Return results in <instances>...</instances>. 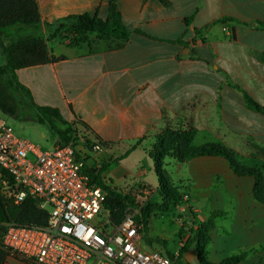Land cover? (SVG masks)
I'll list each match as a JSON object with an SVG mask.
<instances>
[{
  "label": "crops",
  "instance_id": "crops-1",
  "mask_svg": "<svg viewBox=\"0 0 264 264\" xmlns=\"http://www.w3.org/2000/svg\"><path fill=\"white\" fill-rule=\"evenodd\" d=\"M168 1L169 6L159 0L117 2L125 27L154 39L131 34L119 46L116 41L73 46L59 36L47 41L57 61L17 70L37 105L58 109L68 123L83 122L87 128L77 127L92 144L108 143L94 149L87 164L123 194L136 191L137 184L154 186L144 162H153L154 138L167 127L194 129V145L221 144L250 167L264 147V29L255 26L264 23V0ZM38 4L45 36V23L83 13L105 20L109 13V0ZM35 32L8 29L0 34L1 53L2 43ZM245 94L260 111L247 105ZM169 159L172 180L189 208L178 206L187 215L186 227L176 249L168 250L180 251L192 237L190 227L208 224V261L244 256L238 264H264V205L254 197L255 179L238 176L222 157ZM192 246L194 263L186 257ZM182 260L199 264L196 242ZM4 264L33 263L9 255Z\"/></svg>",
  "mask_w": 264,
  "mask_h": 264
},
{
  "label": "built area",
  "instance_id": "built-area-1",
  "mask_svg": "<svg viewBox=\"0 0 264 264\" xmlns=\"http://www.w3.org/2000/svg\"><path fill=\"white\" fill-rule=\"evenodd\" d=\"M86 166L93 167L74 141L43 150L0 117V195L14 205L31 198L49 213L45 226L5 224L0 245L33 264H178L180 251L170 257L147 246L139 207L115 220L108 191L92 182Z\"/></svg>",
  "mask_w": 264,
  "mask_h": 264
},
{
  "label": "trees",
  "instance_id": "trees-1",
  "mask_svg": "<svg viewBox=\"0 0 264 264\" xmlns=\"http://www.w3.org/2000/svg\"><path fill=\"white\" fill-rule=\"evenodd\" d=\"M119 0H109V13L107 18L101 19L96 13H83L77 15H68L56 20L53 23H45L44 27L47 36L41 32V14L38 0H0V34L13 27H32L36 32L2 43L1 48L6 63L0 66V81L10 89L21 93L26 97L31 106L36 111L34 120L41 124H48L49 128L58 136V144L69 143L76 132V126L81 125L87 128L83 122L69 124L56 108L39 106L32 97L30 90L21 84L17 77V70L41 65L48 62H55L58 59L51 56L48 50L47 41L63 36L69 39L73 46L88 43L92 46L99 41H116L118 46L127 41L131 34L144 35L148 38L155 37L147 34L142 29L130 31L122 22V14L118 10L117 2ZM163 5L169 6L168 0H159ZM191 16L186 20L189 21ZM259 29H264L263 22H257L255 25ZM247 105L255 110H261V107L248 95H244ZM0 110L8 115L15 116L16 110L6 100L3 89L0 88ZM195 130L173 129L167 127L163 132L154 138L153 151L149 152L153 160L154 170L159 178V189L163 197L164 209L169 210L171 206L177 207L183 203V193L180 189L172 188L171 178L167 174L165 161L167 158L178 162H185L197 157H222L230 165L231 169L238 176H251L255 179L254 197L264 205V183L261 173L254 167L242 164L232 150L218 143H208L196 146L193 143ZM98 144L107 146L108 143L97 139ZM95 145V143H94ZM264 154V147L261 148ZM84 171L89 174L92 182L108 191L107 206L114 211L115 220L121 221L128 207H139L140 213L136 219L142 224L141 233L148 247L156 249L155 243L166 246L164 240L150 236L149 221L153 208L149 205H141L135 201L130 193L123 194L116 189H112L102 179L101 172L93 167L86 166ZM161 190V191H160ZM49 220L47 210L38 209L35 201L31 198L26 199L20 205H14L5 202L0 195V235L4 232V225L7 223H16L19 226H45ZM200 224L198 229L189 228L191 238L180 250L178 264H186L182 258L189 246L196 242L197 260L199 264H214L208 261L206 257L207 247V226ZM183 230L179 233L183 236ZM157 250V249H156ZM160 251V250H158ZM161 253L170 257L174 252L164 249ZM11 255L10 251L0 245V264H4L6 258ZM244 259V256L232 257L221 264H238Z\"/></svg>",
  "mask_w": 264,
  "mask_h": 264
},
{
  "label": "rangeland",
  "instance_id": "rangeland-1",
  "mask_svg": "<svg viewBox=\"0 0 264 264\" xmlns=\"http://www.w3.org/2000/svg\"><path fill=\"white\" fill-rule=\"evenodd\" d=\"M3 64H5V57L0 51V66ZM0 88L3 89L4 95L6 96V100L8 101V103L13 106L16 110L15 116L5 114L0 110V117L7 122V124L13 129L15 134L20 138H25L34 142L43 150H52L54 146L58 144V136L49 128L48 124H41L34 120V115L36 114V111L31 106L30 101L21 93L16 92L13 89L7 88L1 81ZM69 124L73 125V123ZM71 141H74L79 153V157L83 158L85 161H88L91 153L94 152L95 146H97L92 144L91 140L88 139V134L82 128L77 126L76 132ZM153 146L150 151H153ZM233 153L238 158L237 153L235 151H233ZM253 159L255 164L252 167L256 168L261 173L264 183L263 152L261 150H258L257 156L253 157ZM169 162L170 159L167 158L165 162V168L168 173L167 175L171 178L172 188L178 189L179 187L175 185L172 180V173L174 171V167L170 165ZM144 164L145 169H147L148 174L150 176V182H152L154 186H151L152 184H150L147 186L144 185L143 187L142 184H137L135 185V188L137 190L131 191L130 194L135 197V201L137 203H142L141 205L145 206L149 205L153 208L149 221L150 236L153 238H159L161 240H164L166 243L165 247L159 243H155L154 247L160 251H163L164 249H176V243L179 241L180 238L179 233L182 231L183 227H186L185 218L187 216L186 213L182 212L183 210H180L179 208H181V206H184L188 209V199H184L185 194L183 193V203L179 205V208L178 206H171L169 210L164 209L163 197L158 191L159 178L154 170L153 162L147 159ZM145 187L150 191L147 194H145ZM2 234L0 235V238ZM195 255V248L192 246L189 249V252L187 253L186 257L188 260L194 263L196 261Z\"/></svg>",
  "mask_w": 264,
  "mask_h": 264
}]
</instances>
